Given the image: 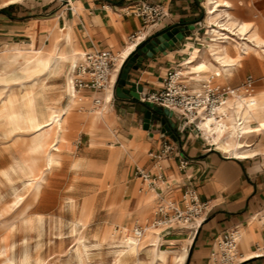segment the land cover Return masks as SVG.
I'll return each instance as SVG.
<instances>
[{
    "label": "crops",
    "instance_id": "obj_1",
    "mask_svg": "<svg viewBox=\"0 0 264 264\" xmlns=\"http://www.w3.org/2000/svg\"><path fill=\"white\" fill-rule=\"evenodd\" d=\"M231 1L238 4L237 0ZM139 2L160 4L164 11L163 17L147 27V38L151 39L173 26L185 27L181 31V39H173V45L163 52H155L150 57L143 55L137 67L128 71L125 88L141 87L140 95L159 90L168 70L181 67L184 73H190L183 61L190 56L192 48L204 45L200 38L202 29L205 31L206 28L204 0H0V54L14 46L29 49L32 44L48 51L52 29L70 35L71 43L65 45L68 51L75 46L82 53L102 48L112 55L118 54L126 45V36L142 26L139 17L129 14ZM232 2L229 11L233 10L237 15L236 18L232 14L234 18L250 24L241 20L250 17L249 4L244 9H234ZM190 74L194 79V74ZM79 93L84 99L96 95L91 91ZM109 118L118 140L116 143L131 142L134 133L140 130V165L123 152L127 154L128 161L122 169H117L118 160L111 177L104 178L101 170L92 169L95 171L94 180L101 186L107 182L122 183V190L127 191L131 201L137 204L132 214L137 223L145 221L153 206L161 200L180 205L181 195L189 186L194 188L200 200L208 201L209 211L195 231L158 228L155 241L158 249L153 248L157 260L159 251L166 254L168 262L171 255L185 247L183 264H213L215 237L226 229L237 227L241 232L238 251L243 257L238 264H264V256L246 257V253L252 252L256 245H264V151H258L247 159L225 155L213 146L208 148L194 131L180 130L178 119L173 115L165 119L164 124L152 119L160 126L144 129L140 102L133 98L112 97ZM170 123H173V128ZM164 125L169 127V131L163 129ZM166 141L172 143L175 150L154 159L148 155L149 152L159 153ZM253 148L261 149L264 145ZM177 151L187 162L183 168L179 167ZM113 156L110 151L103 161L94 160L91 165H108ZM136 168L148 171L151 176L156 173L163 176L156 188L147 187L154 192L151 201L146 199L147 195L139 197L144 183L137 176ZM151 243L154 242L143 247Z\"/></svg>",
    "mask_w": 264,
    "mask_h": 264
},
{
    "label": "rangeland",
    "instance_id": "obj_2",
    "mask_svg": "<svg viewBox=\"0 0 264 264\" xmlns=\"http://www.w3.org/2000/svg\"><path fill=\"white\" fill-rule=\"evenodd\" d=\"M237 3L236 5L232 2L234 9H244L247 3L249 4L251 15L241 20L251 22L247 23L248 26H257L264 38V0H237ZM206 9L205 7V11ZM230 11L237 18L233 10ZM248 30L249 28L245 32ZM200 38L204 45L210 44L212 48L222 44L218 36L212 37L206 34L204 29ZM227 47L229 54L234 56L233 47ZM200 49L201 52L204 51L202 47ZM19 62L21 61L9 58L6 52L0 57V101L8 95L13 98L24 126L23 118L31 111L25 104V93H30L33 108L38 112L47 110L48 107L59 109L66 103L64 76L68 68L55 76L46 77L43 74L22 72L23 64ZM213 75H216L215 72ZM246 75L253 78L248 95H256L264 90V52L261 48L244 53L238 66L230 67L223 75L214 76V80L224 86L237 87ZM78 94L80 96L82 93ZM84 100L86 101L77 105L69 117L65 143H61L62 147L59 149V162L51 170L45 171L34 185L28 184L27 177L19 170H11L16 163L15 158L27 157L23 143L32 141V132L22 129L20 134H8V126L0 119V264H161L155 256L158 249V243L155 242L139 249L135 257L129 256L119 262L114 260L120 245L115 239L106 236V228L109 226L111 229H119V219L116 216L121 211L127 213L124 222L128 223L131 229L150 224L157 204L153 206L145 221L137 223L135 216L132 217L137 204L131 201L127 191L122 190V183L114 181L103 183L101 186L95 182V171L92 169L96 170L98 165L92 166L91 163L94 160L103 161L107 153L112 151L115 160H111L108 165L104 164L106 169H98L104 178L111 177L117 160V169L120 170L127 164L126 155L130 158L135 147H139L137 137L140 130L134 133V138L128 143H116L118 140L113 133V148L108 146L106 140L93 142L86 130L87 121L83 116L90 114V107L99 109V106L94 107L93 98ZM96 128V134H101L102 124ZM246 139L253 144L252 147L264 145V133H250ZM121 143L127 144L126 151L118 150ZM255 149L257 152L264 151V148ZM137 163L140 165L138 161ZM116 186L117 192L112 199ZM140 189L147 190L146 184L141 185ZM34 190L36 195L32 196ZM149 193H153V190L142 191L139 197ZM17 194L23 196V199L15 202ZM112 202L116 203L115 208H118L115 212L111 211ZM84 205L85 215L82 223L79 219L82 217L81 208ZM77 243H80L82 263L78 259ZM4 249L6 255L2 253ZM5 258H8L10 263ZM166 264H170V259Z\"/></svg>",
    "mask_w": 264,
    "mask_h": 264
},
{
    "label": "bare ground",
    "instance_id": "obj_3",
    "mask_svg": "<svg viewBox=\"0 0 264 264\" xmlns=\"http://www.w3.org/2000/svg\"><path fill=\"white\" fill-rule=\"evenodd\" d=\"M204 2L207 8L205 32L212 37L218 36L222 44L213 48L210 44L202 45L203 52H201L200 48H192L190 56L183 63L186 69L194 74L193 77L196 80L205 79L209 75H212L213 72L217 76L223 75L230 67L238 66L242 55L249 50L255 51L257 48H261L264 52V38L261 36L259 28L254 24L248 26L244 22H238L229 11L231 7L229 1L204 0ZM247 28L249 30L245 32ZM50 41L48 51H42L39 47H34L33 44L29 49H20L14 46L5 51L9 58L21 61L19 63L23 64L22 72L24 73H37L43 74L46 77H52L68 68L64 76L66 103L59 109L48 107L47 110L40 109L41 111L38 112L33 108V99L30 93H25V104L31 111L24 118L22 117L24 126L21 123V114L15 106L13 98L8 95L0 101V119L8 126V134H20L19 131H22V129L32 132V141L30 143H23L27 157L15 158L16 163L11 167V170L14 172L18 170L22 172L27 177L28 184L33 185L45 171L51 170L59 162V149L62 147L61 143H65L69 117L77 105H80L82 101H86L74 90L72 83V68L81 58L82 52L75 46H72V49L68 51L65 45L71 43L70 35L68 33L61 34L58 29H52L50 31ZM228 45L233 47L235 51L234 56L229 54ZM132 48L133 46L127 43L115 56V70L121 66ZM1 56L2 54H0ZM115 70L111 72L112 79H114ZM98 95L101 97L100 103L97 105L93 102V105L95 108L99 106V109L90 107V114L83 116L87 121L86 130L89 132L90 139L93 142L96 140H106L108 146L113 148L114 143L111 141V135L114 132L111 128L112 122L109 118L110 103L113 97L112 90L110 87H106ZM227 105L231 106V109L227 111L228 114L225 119L212 121L210 118L204 117L198 121V127L202 132V137L207 139L214 149L225 155L236 159L253 157L257 150L247 141L246 136L250 133H264V90L256 95H247L241 101L230 98L227 100ZM98 123H101L103 126V128H100L102 131L101 134H96V127L99 128ZM119 148V151H126L127 144L121 143ZM111 153L113 152L111 151ZM140 156L139 149L135 147V151L130 154V159L137 162ZM114 160L115 158L113 156L112 162ZM97 169L104 170L106 166L98 165ZM146 191L148 189H143V192ZM116 192L117 186L111 196L112 199ZM153 193H149L146 199L151 201L154 196ZM35 195L36 190L32 192V196ZM22 197L20 194H17L14 201L22 200ZM115 207L116 203H113V208H110L112 212L118 209ZM81 213L82 217L79 221L83 223L85 205L81 208ZM126 215L127 213L123 211L118 216L115 215L119 219L118 230L116 228L111 229L109 226L105 230L106 236L115 239L120 245L114 257L115 262H119L129 256L135 257L139 249L146 243L155 242L158 238L157 233L159 229L153 227L151 223L141 227L142 233L139 238H136L133 229H131L132 227L124 222ZM76 250L78 259L82 263L83 256L80 243H77ZM2 253L6 255V249L2 250ZM251 254L252 252L246 253V257H249ZM185 255V247H182L178 253L171 255L170 264H183ZM157 257L161 264L167 263L165 253L159 251ZM5 259L9 262L8 258Z\"/></svg>",
    "mask_w": 264,
    "mask_h": 264
},
{
    "label": "built area",
    "instance_id": "obj_4",
    "mask_svg": "<svg viewBox=\"0 0 264 264\" xmlns=\"http://www.w3.org/2000/svg\"><path fill=\"white\" fill-rule=\"evenodd\" d=\"M129 14L139 17L142 22L140 28L126 36V44L129 43L133 46L131 53L147 38V27L163 17L164 11L160 4L139 2L129 11ZM116 55H112L108 50L102 48H92L82 53L81 58L72 68L74 90L77 93L91 91L96 94L93 97V102L98 105L101 98L97 93L102 92L106 87L113 90L120 68L116 70L114 68ZM113 70H115L114 79L111 74ZM184 72L185 70L181 67L168 70L160 89L147 93L139 99L141 102H150L171 111L172 115L180 122V130L194 131L202 138L205 145L211 148L212 145L202 137L198 121L204 117L210 118L212 121L225 119L227 111L231 109V106L227 105V100L234 98L241 101L243 97L247 96L253 84V78L251 75H246L240 86L229 87L216 83L214 81L216 75H209L206 79L198 81L194 80L190 73ZM158 123L151 120L148 129L159 127ZM173 150H175L173 144L166 141L162 143L159 153L149 152L148 155L154 159L165 153H171ZM178 157L179 167L183 168L187 162L179 153ZM135 172L150 189L156 188L158 183L163 180L161 173L151 176L148 171L140 168H136ZM180 201V205L166 199L159 201L151 225L164 230L178 228L195 231L209 211L208 201L200 200L194 188L190 186L185 188ZM133 233L136 238H139L142 228L134 227ZM240 235V230L237 227H232L215 237L216 255L213 264H238L243 260L238 251ZM250 256H264V245H256Z\"/></svg>",
    "mask_w": 264,
    "mask_h": 264
},
{
    "label": "water",
    "instance_id": "obj_5",
    "mask_svg": "<svg viewBox=\"0 0 264 264\" xmlns=\"http://www.w3.org/2000/svg\"><path fill=\"white\" fill-rule=\"evenodd\" d=\"M185 27L183 26H173L159 35L154 36L153 38H146L137 49L133 51L131 56L126 60L125 64L121 69L119 68L112 94L114 98L117 99H129L133 98L140 102V110L144 115V123L143 128H149V122L152 119L159 120L162 124H164L165 119H170L172 116V112L165 109L160 108L150 102H141L140 97H144V95H140L141 87H137L135 89L125 88V85L128 80V71L130 68H136L138 63L142 60V56L150 57L155 52H163L168 46L173 45V39H181V31H183ZM170 127L173 128V123H170ZM164 130L169 131V127L164 125ZM173 137V135H172Z\"/></svg>",
    "mask_w": 264,
    "mask_h": 264
},
{
    "label": "trees",
    "instance_id": "obj_6",
    "mask_svg": "<svg viewBox=\"0 0 264 264\" xmlns=\"http://www.w3.org/2000/svg\"><path fill=\"white\" fill-rule=\"evenodd\" d=\"M138 47H139V46H138ZM138 47H136V49H137ZM132 53H133V52H131L130 54H128V56L126 57V59H125V60L123 61V63L121 64L120 69H121V67H123V65L125 64L126 60L131 56Z\"/></svg>",
    "mask_w": 264,
    "mask_h": 264
}]
</instances>
